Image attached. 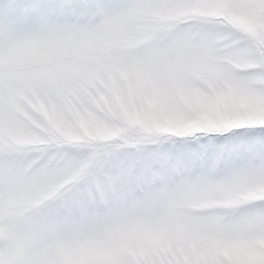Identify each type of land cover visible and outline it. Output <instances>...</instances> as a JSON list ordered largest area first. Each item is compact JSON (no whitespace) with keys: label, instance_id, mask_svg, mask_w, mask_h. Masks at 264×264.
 <instances>
[{"label":"snow or ice","instance_id":"snow-or-ice-1","mask_svg":"<svg viewBox=\"0 0 264 264\" xmlns=\"http://www.w3.org/2000/svg\"><path fill=\"white\" fill-rule=\"evenodd\" d=\"M0 264H264V0H0Z\"/></svg>","mask_w":264,"mask_h":264}]
</instances>
